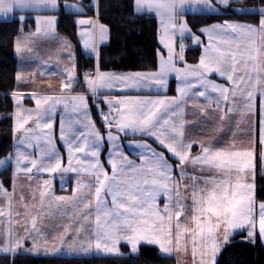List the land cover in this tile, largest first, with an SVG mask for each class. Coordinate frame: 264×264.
I'll return each mask as SVG.
<instances>
[{"label": "snow or ice", "instance_id": "1", "mask_svg": "<svg viewBox=\"0 0 264 264\" xmlns=\"http://www.w3.org/2000/svg\"><path fill=\"white\" fill-rule=\"evenodd\" d=\"M233 2L239 0H127L120 14L130 20L120 23L145 16L157 22L155 60L150 70L116 72L101 70L111 28L101 22V0H91L87 11L96 15L76 25L95 64L81 74L56 25L61 11L84 16V0L62 8L60 0H0V23L16 22L19 13L23 30L25 14H36L35 31L14 42L18 57L47 39L59 42L67 61L62 74H48L59 77L58 92H11L12 144L0 159V170L11 168L9 186L0 182V255L13 264L41 251L122 256L123 244L134 255L146 245L164 256L190 253L191 264H220L238 233L264 244V200L257 197V178L264 179V0L252 8ZM189 12L219 22L190 26ZM188 41L200 51L196 63L187 62ZM35 77L17 71L15 81L35 84ZM171 78L176 95L169 97ZM26 96L34 107L24 106ZM189 103L194 117L218 126L190 134L198 120L188 119ZM233 120L239 135L225 140ZM57 178L62 188L75 181L70 197L54 194ZM46 225L56 228L58 243L37 239Z\"/></svg>", "mask_w": 264, "mask_h": 264}, {"label": "trees", "instance_id": "2", "mask_svg": "<svg viewBox=\"0 0 264 264\" xmlns=\"http://www.w3.org/2000/svg\"><path fill=\"white\" fill-rule=\"evenodd\" d=\"M91 0L84 1L86 10L85 17H92L93 11H87ZM127 0H101V22L106 23L111 28V36L108 44L101 46L100 63L102 71H141L150 70L151 64L155 60V50L157 46L156 29L157 22L147 16L129 21L130 17L122 16ZM258 0H241L233 2V8L258 7ZM26 20L22 26L19 23V14H16L15 21L0 23V159L5 158L12 144L11 120L13 110L11 92L16 88L15 74L17 70V60L14 54V40L22 32L34 30L33 14H25ZM225 13L222 12L220 19ZM233 18L234 17H230ZM78 16L68 15L61 11L57 16L56 32L74 45L76 63L78 71L82 74L89 67H93V58H87L82 53L77 40ZM189 25L197 27L205 23L219 22L217 18L201 15H186ZM258 19V18H257ZM239 22L252 23V17H242ZM200 51L190 50L186 54L188 63L198 62ZM79 91V88H77ZM173 93V83L170 86V94ZM0 179L5 186H9L10 168L0 171ZM258 203L264 200V179L257 178ZM122 256H91L73 257L62 254L49 256L19 255L15 258L14 264H176L172 256H164L157 249L151 246L142 245L138 254H130L129 250L121 246ZM220 264H264V246L261 243L252 245L246 240L245 233L233 237L232 242L226 247L220 256ZM0 264H13L10 256H0Z\"/></svg>", "mask_w": 264, "mask_h": 264}, {"label": "crops", "instance_id": "3", "mask_svg": "<svg viewBox=\"0 0 264 264\" xmlns=\"http://www.w3.org/2000/svg\"><path fill=\"white\" fill-rule=\"evenodd\" d=\"M239 1H241V0H239ZM74 2H75V0H60L61 8L63 7L64 3L71 4V3H74ZM85 12H86V10H85ZM93 13H94V15L92 17H94L96 15L95 9H93ZM17 14H19V13H17ZM26 14H33L32 18L34 20V30L31 31V32H34L35 31V15L36 14L35 13H31V12L26 13ZM189 14H191V13L189 12ZM189 14H187V15H189ZM79 18H87V17L81 16V17H78V19ZM241 23H243V22H241ZM29 33L30 32L22 31V32H20L17 35V37L20 36V35H25L26 36ZM56 35L58 37H60L61 39H67L66 37L58 34L57 32H56ZM17 37L15 38L14 42L16 41ZM67 40H69V39H67ZM77 40H78V43H79V37L78 36H77ZM187 43H189L190 46H191V42L190 41H188ZM79 45H80V43H79ZM102 46H104V45H102ZM34 47L36 48V52L34 54H32V55H29V54L26 53L23 57H18L17 54L14 52L16 60H17V70H16V72L17 71H24L26 73H31V72H35L36 73V77H35L36 83L35 84H23L22 83L19 86H17V84H16V88L19 87V89L21 91L25 92V93H29L31 91H40L42 93H49V92H53V91L58 92L59 91V77L58 76H51L49 78L48 74L53 73V72H59L61 74L63 73L64 67H65V64L67 63V61L62 59V57L66 56V54H61V53L58 52V50L60 48V44L56 40L41 39V40H38L36 42ZM73 49H74V45H73ZM80 49H81L82 53L85 55V57L89 58L83 52V49H82L81 45H80ZM194 49H196V48H193L191 46V48L188 51L194 50ZM188 51L186 52V54L188 53ZM74 54H75V49H74ZM58 56L61 57L59 60H58ZM93 59L95 61V58H93ZM75 60H76V56H75ZM41 71L45 72V74H46L45 77H41L39 75V73ZM29 79H31V77H29ZM217 80H218V78H217ZM172 83H173V93L170 94V86H171ZM49 85H51V87H49ZM73 94H76V93H73ZM166 94L169 97H172V96L176 95V81H175L174 78L170 79L169 87H168V90H167ZM10 96H11V94H10ZM23 103H24V106L26 108L34 107V104L32 103L31 99L28 98L27 96L25 97ZM195 111L196 110L193 108L192 104L189 103L188 108H187L188 119L189 120H192V119H197L198 120L197 124H189L188 125V128L191 130L190 134H192V135H207V132L201 130V125H204L205 127H213V128L218 126V123H219L218 121H213L210 118L206 119L205 117H200L198 113L194 117L193 113ZM56 128H57V136H58V134H59V131H58L59 130V115L57 116V120H56ZM230 129H231L230 131L226 129V131L224 133L225 140L231 138V133L232 132H237V134L239 135V130L235 126V120L232 121V124L230 125ZM58 148L61 150V154H62V156H63V158H64V160L66 162L67 153H66V151H64L63 144H58ZM105 155H106V153H105ZM0 171H2V170H0ZM10 176H11V168H10ZM0 182H2L1 179H0ZM20 183L22 185H26L27 184V180L24 179L23 175L21 176ZM74 183H75L74 180L71 181V182H66V185L62 188L61 184H60V181H59V178H57L55 183H54V186H53V192L57 196H69L70 197L72 195L71 188L74 186ZM17 195H19V193ZM2 204H3V202L0 201V206H2ZM3 227H4V225L2 223H0V232L3 231ZM52 228H53L52 226H48V225L44 226L43 227V235L41 237H38L37 239L43 240V239L46 238L47 242L49 244H51L50 242H52V243L53 242H57L58 243V241H55V237L58 235V232L56 230L55 233L52 234L51 231H50V229H52ZM242 233H245L246 240H247L246 231L242 232ZM238 234H241V233H238ZM238 234H236V235H238ZM31 244H32V241L29 240L27 242V247H31ZM262 245L264 246V244H262ZM63 253H67V252L65 251ZM49 255H52V254L45 255L41 251L40 254L32 255V256H49ZM64 255L65 256H73L72 254H64ZM0 256H4V255H0ZM91 256H99V255H95V253H91L88 256H73V257H91ZM171 256L174 257V259L176 260V264H191V255H190V253L188 255H186L190 261L186 260V256H184L183 253L173 252V254Z\"/></svg>", "mask_w": 264, "mask_h": 264}, {"label": "rangeland", "instance_id": "4", "mask_svg": "<svg viewBox=\"0 0 264 264\" xmlns=\"http://www.w3.org/2000/svg\"><path fill=\"white\" fill-rule=\"evenodd\" d=\"M50 231H51V233L53 234V233H55V231H56V228H52V229H50ZM89 237H87V236H85V239H88ZM51 244H52V242H50ZM51 244H49V245H51ZM123 245V244H122ZM121 245V246H122ZM121 246H120V250H121V252H123L122 251V249H121ZM124 247H126L127 249H128V247L126 246V245H123ZM129 250V249H128ZM130 253V252H129ZM59 254V253H58ZM60 254H62V255H64V254H68V253H60ZM73 256H84L83 254H72ZM96 255V254H95ZM99 256H104L103 254H100ZM184 256H186V255H184ZM186 260L187 261H190L189 259H188V257L186 256Z\"/></svg>", "mask_w": 264, "mask_h": 264}, {"label": "built area", "instance_id": "5", "mask_svg": "<svg viewBox=\"0 0 264 264\" xmlns=\"http://www.w3.org/2000/svg\"><path fill=\"white\" fill-rule=\"evenodd\" d=\"M190 48V45L188 44V49Z\"/></svg>", "mask_w": 264, "mask_h": 264}]
</instances>
